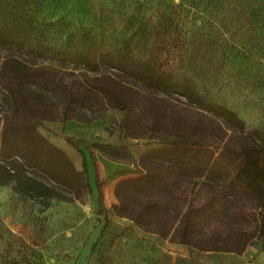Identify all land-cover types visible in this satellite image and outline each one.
Instances as JSON below:
<instances>
[{
	"label": "trees",
	"instance_id": "obj_1",
	"mask_svg": "<svg viewBox=\"0 0 264 264\" xmlns=\"http://www.w3.org/2000/svg\"><path fill=\"white\" fill-rule=\"evenodd\" d=\"M186 1L196 11L211 4L207 18L224 11L247 20L251 34H264V6L256 0ZM42 5L0 0V49L16 52L0 54V185L10 184L44 207L53 197L73 200L88 193L85 161L77 168L39 127L44 120L89 121L108 108L129 114L144 94L120 77L126 75L169 99L183 97L199 115L189 122L153 115L138 131L127 123L129 136L156 138L162 146L139 157V174L115 184L113 212L201 251L240 254L252 244L264 250V132H247L237 112L207 99L187 71L175 78L128 51H100L89 32L76 48L51 46L36 19Z\"/></svg>",
	"mask_w": 264,
	"mask_h": 264
},
{
	"label": "rangeland",
	"instance_id": "obj_2",
	"mask_svg": "<svg viewBox=\"0 0 264 264\" xmlns=\"http://www.w3.org/2000/svg\"><path fill=\"white\" fill-rule=\"evenodd\" d=\"M255 5L264 6V0ZM202 9L186 0H43L36 19L53 47L76 48L89 32L100 51H128L175 78L187 71L207 99L237 112L247 132H264V34H251L247 20L224 11L207 18L211 4ZM200 38L204 44L198 47ZM10 53L16 52L0 49L1 55ZM120 77L144 94L129 114L108 108L89 121H65L73 124L59 133L39 127L77 168L85 161L88 193L73 200L53 197L44 207L10 184L0 185V264H264L257 244L240 254L201 251L146 232L117 216L112 204L105 206L111 183L139 174V157L162 146L156 138L129 136L128 122L138 131L153 115H180L188 122L199 115L181 96L169 99ZM2 114L0 101V136Z\"/></svg>",
	"mask_w": 264,
	"mask_h": 264
},
{
	"label": "crops",
	"instance_id": "obj_3",
	"mask_svg": "<svg viewBox=\"0 0 264 264\" xmlns=\"http://www.w3.org/2000/svg\"><path fill=\"white\" fill-rule=\"evenodd\" d=\"M72 124L73 123H70V124L66 125L64 122H61V121H48V120H44L43 121V125L44 126L52 129L56 133L61 132V130H63L66 126H71ZM120 177L125 178V177H130V175L126 174V175H122ZM120 177H118V179ZM114 184L115 183L112 182L110 187H109L108 194H107V200L106 199L104 200L105 206L111 205L112 203L116 202V197H115L114 192H113L114 191L113 190L114 189Z\"/></svg>",
	"mask_w": 264,
	"mask_h": 264
}]
</instances>
